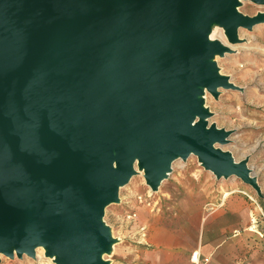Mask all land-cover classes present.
Here are the masks:
<instances>
[{
  "label": "water",
  "instance_id": "obj_1",
  "mask_svg": "<svg viewBox=\"0 0 264 264\" xmlns=\"http://www.w3.org/2000/svg\"><path fill=\"white\" fill-rule=\"evenodd\" d=\"M237 1L0 0V255L44 244L59 264H99L102 205L134 160L152 187L194 155L258 192L246 161L214 149L229 134L194 123L197 86L236 88L208 62L223 48L196 38L217 21L236 44L262 23Z\"/></svg>",
  "mask_w": 264,
  "mask_h": 264
},
{
  "label": "rangeland",
  "instance_id": "obj_2",
  "mask_svg": "<svg viewBox=\"0 0 264 264\" xmlns=\"http://www.w3.org/2000/svg\"><path fill=\"white\" fill-rule=\"evenodd\" d=\"M240 10L245 17L253 18L264 15V4L247 1ZM237 36L243 41L237 43L238 48L229 54L231 57L218 60L219 72L229 77L236 88H219L215 96L207 91L206 110L210 124L229 133L228 142L219 147L230 153L234 162L246 161L258 192L237 176L217 180L194 155L174 160L172 171L158 190L154 191L146 182L145 173L144 177L134 175L119 190L117 200L107 206L100 220L106 229L105 236L110 239V244H106L107 264H152L147 257L154 249L152 234L174 223L169 202L173 200L171 191L175 185L170 181L177 178L191 182L196 175L205 180L209 174L214 188L236 182L241 188H236L235 193L245 197L249 204L254 203L244 192L256 197L259 206L252 208L257 212L259 207L264 208V23L248 30L240 28ZM48 257V254L19 256L13 251L8 257L1 254L0 264H48Z\"/></svg>",
  "mask_w": 264,
  "mask_h": 264
},
{
  "label": "crops",
  "instance_id": "obj_3",
  "mask_svg": "<svg viewBox=\"0 0 264 264\" xmlns=\"http://www.w3.org/2000/svg\"><path fill=\"white\" fill-rule=\"evenodd\" d=\"M191 182L177 178L169 212L173 226L152 234V264H264V209L235 193L238 183L214 188L211 175ZM252 187V186H249ZM221 189L229 195L222 198ZM256 191V190H255ZM255 222V223H254ZM198 253V262L192 256Z\"/></svg>",
  "mask_w": 264,
  "mask_h": 264
},
{
  "label": "bare ground",
  "instance_id": "obj_4",
  "mask_svg": "<svg viewBox=\"0 0 264 264\" xmlns=\"http://www.w3.org/2000/svg\"><path fill=\"white\" fill-rule=\"evenodd\" d=\"M237 4L235 5V10L239 13V14H242V12H241V10H240V8H241V6H243L244 5V1H242V0H238L237 2H236ZM250 9V8H249ZM258 10V9H257ZM243 15V14H242ZM244 16V15H243ZM255 17H259L260 18V20H261V22L262 23H264V15L263 14H260V15H258V16H255ZM254 17V18H255ZM253 28V27H252ZM237 38L239 39V40H241V38H239L238 36H237ZM197 40H196V43H195V46H196V44L199 42V41H201V42H203L204 44H207V45H218V46H220V47H222L223 48V52L222 53H220V54H214V55H212L211 56V58L209 59V63L213 66V68H212V72H215L216 74H218L219 76H221V77H224V78H226V79H228V81H227V84H228V86H230L231 88H234L235 86H234V84L233 83H231L230 81H229V77H227V76H224L223 74H221L220 72H219V65H218V60H219V57H225V58H229V57H231V56H229V54H232L231 52H234L235 51V49H237L238 48V44L236 43V44H229L228 43V38H227V31H226V29H225V27L223 26V25H221L220 23H218L217 21H215L213 24H211L210 26H207L206 27V30H205V33L204 34H202L201 36H198L197 38H196ZM243 40H241V41H239L238 43H240V42H242ZM218 89L219 88H215V94H217L218 93ZM196 92H198V94H197V96H196V101L197 102H199V106H200V109L201 110H203V112H205L206 113V115H207V117H205V118H201L199 115L197 116V115H194V117H195V120H194V123H196V122H198V121H203V122H205V124L207 125V126H211V127H214V125L213 124H210L211 123V119H210V117H208V110H206V101H207V97H208V92H207V88L205 87V86H197L195 89H194ZM227 135L229 134V133H226ZM229 136V135H228ZM225 141L226 142H228V140H227V138L225 139ZM217 148L218 149H220L221 151H223V152H225L222 148H221V146L219 147V145H216V146H214V149H216L217 150ZM227 152V151H226ZM230 154V153H229ZM178 157V156H177ZM232 158V157H231ZM201 165H203L202 163H200ZM113 168H114V170L116 171L117 170V168H116V166H115V163H113ZM144 173L146 174V172H145V168H143V167H141L140 165H138V161L137 160H134L133 161V163H132V172H131V174L129 175V177H128V179L125 181V183H122V184H119L118 186H117V193H116V197H115V199L118 197V193H119V190L127 183V182H129V180L132 178V176H134V175H140L141 177H144ZM212 173V172H211ZM169 176V172H167L166 174H165V176L164 177H162L161 179H160V181H159V183L156 185V186H154V187H152L151 186V188L155 191V190H158L159 188H161V186L163 185V183H164V181H165V179L167 178ZM250 178H251V176H249ZM248 177V178H249ZM215 178H217L216 176H215ZM219 178H225V177H223V176H221V177H219ZM221 192L222 193H224L223 194V196H222V198L223 197H225V196H227V195H229L224 189H221ZM110 203H105V204H103L102 205V214H101V216H100V219H102V217H103V215H104V213H105V211H106V208H107V206L109 205ZM96 223H99V220H97L96 221ZM105 236V231H104V233H102L101 234V236ZM100 236V235H99ZM13 251H15L14 249H13ZM109 252V250H108V248H106V244L103 246V247H101V248H97L96 249V254L95 255H97V259H98V262H99V264H107V261H106V255H107V253ZM49 255L50 257H48V264H59L58 263V258H57V256H55V255H50L49 254V251H48V249H47V247L43 244V245H37L35 248H34V252H33V255L35 256V255ZM194 255V254H193ZM1 256V255H0ZM0 260H1V258H0ZM192 262L193 263H196V262H198V253L197 254H195L194 256H192Z\"/></svg>",
  "mask_w": 264,
  "mask_h": 264
},
{
  "label": "built area",
  "instance_id": "obj_5",
  "mask_svg": "<svg viewBox=\"0 0 264 264\" xmlns=\"http://www.w3.org/2000/svg\"><path fill=\"white\" fill-rule=\"evenodd\" d=\"M249 198H250V200H251L252 202H254V199H253L252 197H249ZM254 223H255V222H254ZM195 254H197V253H194V255H195ZM194 255H193V256H194Z\"/></svg>",
  "mask_w": 264,
  "mask_h": 264
},
{
  "label": "trees",
  "instance_id": "obj_6",
  "mask_svg": "<svg viewBox=\"0 0 264 264\" xmlns=\"http://www.w3.org/2000/svg\"><path fill=\"white\" fill-rule=\"evenodd\" d=\"M264 209V208H263Z\"/></svg>",
  "mask_w": 264,
  "mask_h": 264
}]
</instances>
